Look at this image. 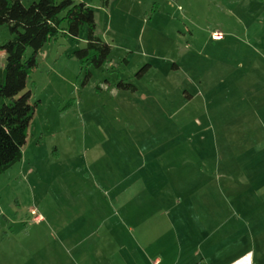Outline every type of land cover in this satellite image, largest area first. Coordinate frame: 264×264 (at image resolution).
Segmentation results:
<instances>
[{"label":"rangeland","instance_id":"374dc122","mask_svg":"<svg viewBox=\"0 0 264 264\" xmlns=\"http://www.w3.org/2000/svg\"><path fill=\"white\" fill-rule=\"evenodd\" d=\"M74 1L94 10L110 55L99 68L78 62L84 32L39 49L22 159L0 174V264H105L97 243L132 224L126 209L207 188L193 182L199 152L212 175L227 154L243 161L231 175L254 176L253 145H264V0ZM9 37L1 25L0 44Z\"/></svg>","mask_w":264,"mask_h":264},{"label":"crops","instance_id":"0c3cea01","mask_svg":"<svg viewBox=\"0 0 264 264\" xmlns=\"http://www.w3.org/2000/svg\"><path fill=\"white\" fill-rule=\"evenodd\" d=\"M221 146L220 150H233ZM253 146L254 176L242 172L231 175L230 169L237 171L243 161L239 164L227 154L215 159L217 171L212 175L210 154L196 149L201 152L192 166L199 167L201 175L193 182L206 183L207 188L151 194L146 197L150 202L138 211L126 209L125 217L132 224H122V232L108 226L103 248L97 243L98 250L105 253V264H264V154L260 153L264 145ZM250 180H254L251 190L231 185ZM212 183L216 184L213 192L209 189ZM92 217L93 213L90 220ZM90 226L97 230L99 225ZM115 231L123 233L118 248L112 242Z\"/></svg>","mask_w":264,"mask_h":264},{"label":"trees","instance_id":"16d2710c","mask_svg":"<svg viewBox=\"0 0 264 264\" xmlns=\"http://www.w3.org/2000/svg\"><path fill=\"white\" fill-rule=\"evenodd\" d=\"M99 1L107 5L111 0ZM94 21V11L84 2L37 0L25 6L22 0H0V26L5 25L11 36L0 44L5 55V63L0 66V174L22 159L34 113L30 91L24 89L27 75L36 66L39 49L61 32L71 37L84 32L85 46L75 50L74 57L93 68L107 62L111 48L95 35ZM26 49L31 51L28 57Z\"/></svg>","mask_w":264,"mask_h":264},{"label":"built area","instance_id":"2783aa9c","mask_svg":"<svg viewBox=\"0 0 264 264\" xmlns=\"http://www.w3.org/2000/svg\"><path fill=\"white\" fill-rule=\"evenodd\" d=\"M216 37V36H215ZM196 264H200L199 262L198 263H196Z\"/></svg>","mask_w":264,"mask_h":264}]
</instances>
